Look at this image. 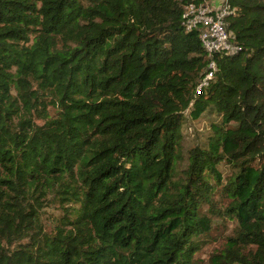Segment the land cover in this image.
<instances>
[{"label": "trees", "instance_id": "16d2710c", "mask_svg": "<svg viewBox=\"0 0 264 264\" xmlns=\"http://www.w3.org/2000/svg\"><path fill=\"white\" fill-rule=\"evenodd\" d=\"M191 2L0 0V264H197L229 221L224 262L264 264V0H229L240 49L200 95Z\"/></svg>", "mask_w": 264, "mask_h": 264}, {"label": "built area", "instance_id": "2783aa9c", "mask_svg": "<svg viewBox=\"0 0 264 264\" xmlns=\"http://www.w3.org/2000/svg\"><path fill=\"white\" fill-rule=\"evenodd\" d=\"M234 12L229 0H221L218 5L211 0H193L184 7L185 24L189 31H199L207 53V67L196 87V95L208 89L215 79L218 71L217 57L237 53L240 49L232 41L226 23V19Z\"/></svg>", "mask_w": 264, "mask_h": 264}, {"label": "rangeland", "instance_id": "374dc122", "mask_svg": "<svg viewBox=\"0 0 264 264\" xmlns=\"http://www.w3.org/2000/svg\"><path fill=\"white\" fill-rule=\"evenodd\" d=\"M213 1V0H211ZM221 2V0H219ZM215 2V1H213ZM218 3V0L215 2ZM218 5V4H216ZM221 117L216 115H207L199 120L189 119L186 125L183 127V143H182V159L181 166L186 167L188 165V156L192 148L202 145L208 142L209 138L213 136V125L220 124ZM38 125H42L43 121L36 120ZM226 174L230 173L228 168H224ZM43 221L47 225L48 229H51L52 220L61 214L60 209L53 202H47L46 207L43 208ZM236 228V223L230 221L223 224H219V229L215 230L208 238L202 251L196 257L197 264H217V261L223 260L222 254L225 252V248L228 242V238L233 235ZM254 249V248H253ZM236 263V262H235ZM223 264L225 263L223 260ZM234 264V263H232Z\"/></svg>", "mask_w": 264, "mask_h": 264}, {"label": "crops", "instance_id": "0c3cea01", "mask_svg": "<svg viewBox=\"0 0 264 264\" xmlns=\"http://www.w3.org/2000/svg\"><path fill=\"white\" fill-rule=\"evenodd\" d=\"M213 1H215V2H216L217 0H213ZM213 1H212V2H213ZM215 2H214V3H215ZM215 4H219V0H218V3H215Z\"/></svg>", "mask_w": 264, "mask_h": 264}]
</instances>
